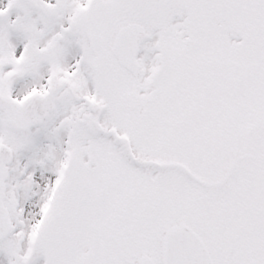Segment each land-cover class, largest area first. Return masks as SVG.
Masks as SVG:
<instances>
[{"label":"snow or ice","instance_id":"obj_1","mask_svg":"<svg viewBox=\"0 0 264 264\" xmlns=\"http://www.w3.org/2000/svg\"><path fill=\"white\" fill-rule=\"evenodd\" d=\"M0 264H264V0H0Z\"/></svg>","mask_w":264,"mask_h":264}]
</instances>
